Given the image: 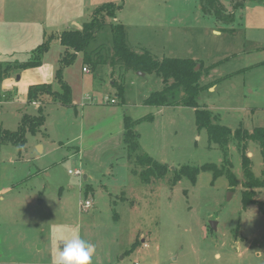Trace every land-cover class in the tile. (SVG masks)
<instances>
[{"label": "rangeland", "instance_id": "obj_1", "mask_svg": "<svg viewBox=\"0 0 264 264\" xmlns=\"http://www.w3.org/2000/svg\"><path fill=\"white\" fill-rule=\"evenodd\" d=\"M219 1L233 21L204 13L200 0H0V62L27 60L45 36L75 28L89 21L95 8L114 3L120 8L114 16L104 14L91 47L102 45L107 53L112 47L110 27L121 23L136 52L148 51L158 60L198 61L203 86L198 106L208 109L217 124L252 131L264 127V2ZM61 50L53 40L42 58L50 73ZM82 65L78 54L64 78L77 103L85 94L82 77L89 81L83 108L45 103L41 133H26L24 145H1L0 264H52L60 250L56 233H76L91 243L92 264H264V187L256 189L255 202L243 209L237 141L228 143L224 156L209 142L206 130L197 128L193 108L144 105L143 97L163 89L154 73L140 75L118 66L111 72L108 65L84 73ZM27 70L25 80L18 78L22 71L11 75L12 88L6 92L0 83L4 129L16 131L23 114H36L42 105L26 100L27 88L39 74ZM109 79L122 86L124 102L114 94L116 87L109 88ZM113 96L116 104L110 102ZM104 97L108 99L103 102ZM98 104L94 111L86 107ZM112 107L117 109H107ZM117 111L134 120L152 116L134 128L139 152L168 166L164 177L141 181V167L119 144L114 122L105 123ZM82 128L84 144L99 141L93 158L69 147L78 140H66ZM246 152L254 176L261 177L259 145L248 142ZM203 164L229 170L235 183L226 173L214 177L209 170L199 171L194 184L188 177L174 183V171L181 166ZM75 169L81 177L69 173ZM85 199L92 203L86 212L79 210Z\"/></svg>", "mask_w": 264, "mask_h": 264}, {"label": "trees", "instance_id": "obj_2", "mask_svg": "<svg viewBox=\"0 0 264 264\" xmlns=\"http://www.w3.org/2000/svg\"><path fill=\"white\" fill-rule=\"evenodd\" d=\"M248 1L264 2V0ZM200 7L204 13L214 14L219 21H233L232 14H224V7L219 0H200ZM119 8L120 6L114 3L103 4L95 8L92 18L82 23L80 27L67 28L45 36L27 60L14 63L0 62V83H2L3 80L11 77L14 72L39 67L53 40H57L63 48L54 71V82L57 88H54L53 83L31 84L28 86L26 92L27 102L31 103L35 100L40 101L42 105L37 108L36 114H23L19 128L16 131H10L0 126V149L4 143L24 145L26 133L37 135L43 131L45 115L42 106L45 103L54 102L65 107L74 106L71 87L64 80L63 74L65 68L73 64L78 54H81L83 66L91 71L96 70L99 66L108 65L111 68L118 66L122 71L132 70L144 74L154 73L160 77L163 89L151 91L143 100V104L155 107L182 105L193 108L197 128L206 130L209 142L217 144L223 151L224 156L226 155L228 143L231 140H236L241 153L243 174L242 207L246 209L255 202L256 189L264 187V127H255L252 131L242 127L231 130L227 126L215 123V117L212 113L197 104V96L203 87L200 85L202 68L197 69L196 67L199 62L190 58H163L158 60L148 51L136 52L128 45L126 30L121 23L112 24L110 27L112 47L107 50V53L102 52V45L91 47L97 33L103 27L104 14L114 16ZM114 85L117 88V96L123 99L122 86L117 84L116 81H114ZM181 91L183 95H179ZM176 95H178V99ZM151 118V115H146L134 120L126 114L123 117V144L127 155L133 158L136 165L141 167L139 177L144 183L164 177L169 170L166 164L158 162L145 152H139V134L134 127ZM248 142H255L259 145L263 166L261 177H255L251 170V160L246 152ZM201 170L213 171L214 177L226 173L231 183H235L232 172L229 170L224 172L214 164H203L200 167L181 166L174 171L173 181L175 183L182 177H188L194 184L197 174Z\"/></svg>", "mask_w": 264, "mask_h": 264}, {"label": "crops", "instance_id": "obj_3", "mask_svg": "<svg viewBox=\"0 0 264 264\" xmlns=\"http://www.w3.org/2000/svg\"><path fill=\"white\" fill-rule=\"evenodd\" d=\"M71 23H74L75 24L76 21H72ZM78 26H81V24L80 25H77V27ZM62 50H63V48H62ZM43 61L44 60H42V64L39 67L31 68V69H34L35 71H38V73H39V74H36L35 77L33 76L34 77L33 79H37V80L34 81V83H32V84L53 83L54 88L56 89L57 88V85L54 82V74H53V71L50 73L48 70H46V68H45L46 67V64L43 63ZM83 68H84V66L82 65V72H84V73H90V70H88V72H85V71H83ZM103 68H106V67L103 66ZM27 71H28L27 69L23 70L21 72L22 73L21 76H19V77H21L23 80H25V78L28 77L25 74V73H27ZM111 72H114V70L112 68H111ZM119 74H122V73H119ZM63 76H64V74H63ZM50 78L52 79L51 81H50ZM33 79H31V80H33ZM11 80H13V77L6 78L5 80L2 81L1 88L4 90V92H6L8 89H10V87H11V84H10L11 83ZM65 81L68 82V84L70 86L69 81L67 79H65ZM114 81L115 80H111V79L108 80V83L110 85L109 88H112V89L114 88L115 89ZM88 83H89V81L83 79V77H82V86L84 88L83 89V92H85V94H84V96L81 97V99H79V103H77V100L76 99H73V95H72V103H73L74 106H77L78 105V106H81L82 108L85 106V100L88 99V95H89V92L87 90V87H89ZM71 91H72V88H71ZM114 94H117L116 93V90L114 91ZM25 96H26V94H25ZM146 97H143L142 100H144ZM106 98L107 97H104L103 98V102H104V100H106ZM112 98H114V96ZM122 102H124V97H123V101ZM112 104H116V100ZM98 106H99V104L96 105V106H86V107H90L88 109H93V111H94V109H96V107H98ZM100 107H102V106H100ZM107 109H117V108L112 107V108H107ZM88 111H90V110H88ZM82 112H83V109H82ZM109 114H111V113H109ZM112 115H113V117H109V116L106 117V120L107 119L108 120H107V122L105 121V123L108 125V123L110 124L112 121L114 122V126H115L114 133H115V136L119 139V141H120L119 144L121 145V143H122V145L124 147V144H123V117H124L123 111H117V112H115V114H112ZM80 128H81V126H80ZM88 129H90V128L89 127L87 128V130H86L87 134H89L92 131V129L89 130V131H88ZM76 132H77V130H76ZM76 132L74 133V135L71 134V138H67L66 139V140H69L68 143H74V142H76L75 140H78L77 143L71 144L69 147H71L73 149V151H75V153H77L79 156L80 155H82V156L89 155V156H92L91 158H93L94 155H95L94 154L95 153V150L98 148L99 141H94L93 140L89 144H84V141H83V128H82V132H80L79 135L78 134L76 135ZM39 143H40V141H39ZM40 146L42 148V151H44V147L42 145H40ZM85 146H88V147H85ZM87 178H88L87 174H83V179L86 180Z\"/></svg>", "mask_w": 264, "mask_h": 264}, {"label": "clouds", "instance_id": "obj_4", "mask_svg": "<svg viewBox=\"0 0 264 264\" xmlns=\"http://www.w3.org/2000/svg\"><path fill=\"white\" fill-rule=\"evenodd\" d=\"M54 239L58 241L60 250L53 257L52 264H92L94 246L78 234L65 236L56 233ZM215 259H220L219 254H216Z\"/></svg>", "mask_w": 264, "mask_h": 264}, {"label": "built area", "instance_id": "obj_5", "mask_svg": "<svg viewBox=\"0 0 264 264\" xmlns=\"http://www.w3.org/2000/svg\"><path fill=\"white\" fill-rule=\"evenodd\" d=\"M83 71L88 72V69L86 67H84ZM106 99H108V98H106ZM110 102L114 103L115 99L114 98L110 99ZM69 173H74L75 175H78L80 177L82 176V172H81L80 169H75L74 171L69 170ZM91 205H92L91 200L90 199H85L82 202H80L79 210L86 212L91 207Z\"/></svg>", "mask_w": 264, "mask_h": 264}, {"label": "water", "instance_id": "obj_6", "mask_svg": "<svg viewBox=\"0 0 264 264\" xmlns=\"http://www.w3.org/2000/svg\"><path fill=\"white\" fill-rule=\"evenodd\" d=\"M78 27H80V26H78ZM138 73H139L140 75H143V74H144L143 72H139V71H138ZM18 78H19V76H18ZM248 156H249V155H248Z\"/></svg>", "mask_w": 264, "mask_h": 264}]
</instances>
